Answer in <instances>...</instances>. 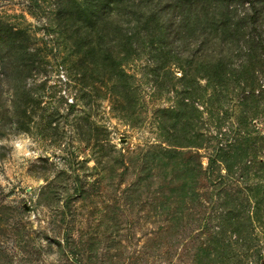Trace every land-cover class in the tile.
Listing matches in <instances>:
<instances>
[{
  "label": "rangeland",
  "instance_id": "1",
  "mask_svg": "<svg viewBox=\"0 0 264 264\" xmlns=\"http://www.w3.org/2000/svg\"><path fill=\"white\" fill-rule=\"evenodd\" d=\"M113 8L0 0V264H264V15Z\"/></svg>",
  "mask_w": 264,
  "mask_h": 264
},
{
  "label": "trees",
  "instance_id": "2",
  "mask_svg": "<svg viewBox=\"0 0 264 264\" xmlns=\"http://www.w3.org/2000/svg\"><path fill=\"white\" fill-rule=\"evenodd\" d=\"M110 4L114 5L113 11H118L120 8H125V10L131 12V14L136 12H142L143 14H148V19L144 20L146 24L157 23L159 22L158 18H153L157 12L161 11L163 8H169L174 11H178L179 17L177 18V23L179 27L185 26L188 23L190 11L193 8L199 7L201 9H208L211 6L215 8H222L224 10L223 15L226 11H229L230 8H236V6L245 7V9L250 12L249 15L251 24H256L258 20L261 19L264 15V0H108ZM78 10L85 14L87 9H82L81 7ZM198 13V11H197ZM227 13V12H226ZM134 21L139 22L140 18H134ZM90 22L82 20L81 18H76L75 26L77 30L80 29H89L91 27L98 29L99 23L98 19L90 18ZM197 21V19H196ZM92 29V28H91ZM100 31V30H99ZM95 32V31H94ZM86 35L84 38L86 39L92 32L85 31ZM99 35L98 38H102L99 33H95ZM243 52L245 53V59L248 56L247 60L241 61L237 65V69L241 74L240 77V85H242V97L241 100H253L257 101L258 97L264 92V87H260L257 89L256 87V73H260L263 77L264 82V41L258 40H246L245 44L242 46ZM250 56V57H249ZM252 57V59H251ZM215 60L214 64L213 61ZM215 65V66H214ZM225 64L223 63L221 58L213 59L208 58L205 59V67L211 68L216 67V70L223 68ZM259 67V68H256ZM250 70V72H249ZM218 77H225V74L219 73L215 74ZM258 140L261 141V147H264V138H258L256 141H249L250 149H256ZM224 151V146H220L217 148L218 151ZM187 154L194 156L199 165H201V154L195 151H189Z\"/></svg>",
  "mask_w": 264,
  "mask_h": 264
}]
</instances>
